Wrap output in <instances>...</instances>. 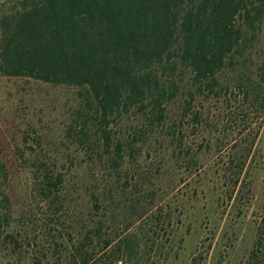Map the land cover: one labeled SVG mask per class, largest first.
Instances as JSON below:
<instances>
[{
  "label": "trees",
  "instance_id": "obj_1",
  "mask_svg": "<svg viewBox=\"0 0 264 264\" xmlns=\"http://www.w3.org/2000/svg\"><path fill=\"white\" fill-rule=\"evenodd\" d=\"M3 78L61 98L14 160L0 136V264L147 254L172 222L162 201L229 146L228 198L249 183L264 0H0ZM246 264H264V216Z\"/></svg>",
  "mask_w": 264,
  "mask_h": 264
},
{
  "label": "rangeland",
  "instance_id": "obj_2",
  "mask_svg": "<svg viewBox=\"0 0 264 264\" xmlns=\"http://www.w3.org/2000/svg\"><path fill=\"white\" fill-rule=\"evenodd\" d=\"M59 98L60 92L53 88L32 87L23 79H0V136L8 160H14L17 145L30 131V118L43 122L44 112L53 109ZM231 151L230 146L223 150L162 201L172 222L154 234L158 244L153 251L126 253L113 264H192L202 249L209 251L198 264H246L264 216V128L249 183L240 198L236 191L229 199L224 172Z\"/></svg>",
  "mask_w": 264,
  "mask_h": 264
}]
</instances>
